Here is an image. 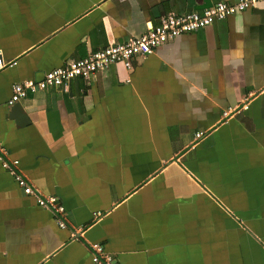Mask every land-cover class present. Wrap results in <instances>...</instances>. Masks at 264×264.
Segmentation results:
<instances>
[{"label": "crops", "instance_id": "1", "mask_svg": "<svg viewBox=\"0 0 264 264\" xmlns=\"http://www.w3.org/2000/svg\"><path fill=\"white\" fill-rule=\"evenodd\" d=\"M219 1L238 0H0V140L66 221L0 162V264H96L94 243L115 264H264V2L8 104L15 82Z\"/></svg>", "mask_w": 264, "mask_h": 264}, {"label": "built area", "instance_id": "2", "mask_svg": "<svg viewBox=\"0 0 264 264\" xmlns=\"http://www.w3.org/2000/svg\"><path fill=\"white\" fill-rule=\"evenodd\" d=\"M264 0H238L235 3L219 1L203 10L177 13L170 11L163 14L160 22L151 26L145 33L139 36H132L125 42L110 43L102 48L90 52L87 56L67 60L63 65L57 66L47 71L40 79H27L15 82L12 85V94L8 104L12 105L28 97L30 93L49 88H67L74 78H89L98 70L108 68L114 63H122L126 68H132L133 60L137 56H145L175 38L176 36L189 33L204 28L216 20L223 19L238 11L252 8ZM3 66V59L0 56V67ZM243 107H247L244 104ZM241 107L229 108L224 112L225 116H230ZM202 132H197L199 137ZM0 162L2 166L14 175L25 194L34 196L38 204L53 211L57 222L61 227L66 226L65 205L56 195L44 196L39 193L30 181L19 171L18 159H11L8 149L0 140ZM93 261L96 264H115L113 256L104 250L100 243H94Z\"/></svg>", "mask_w": 264, "mask_h": 264}, {"label": "water", "instance_id": "3", "mask_svg": "<svg viewBox=\"0 0 264 264\" xmlns=\"http://www.w3.org/2000/svg\"><path fill=\"white\" fill-rule=\"evenodd\" d=\"M21 109H22L21 102L20 101L16 102L15 105H14V107H13V109H12V111L16 115L15 117L22 116V110ZM20 113H21V115H20Z\"/></svg>", "mask_w": 264, "mask_h": 264}]
</instances>
